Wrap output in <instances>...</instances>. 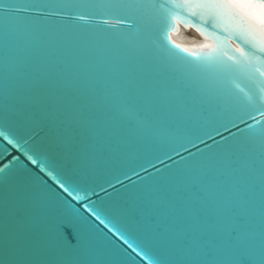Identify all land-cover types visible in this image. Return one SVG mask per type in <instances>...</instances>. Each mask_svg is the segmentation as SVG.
<instances>
[{
    "label": "snow or ice",
    "instance_id": "1",
    "mask_svg": "<svg viewBox=\"0 0 264 264\" xmlns=\"http://www.w3.org/2000/svg\"><path fill=\"white\" fill-rule=\"evenodd\" d=\"M177 21L214 44H172ZM0 30V125L55 182L0 180V264H264V0H0ZM162 149L130 168L144 195L116 188Z\"/></svg>",
    "mask_w": 264,
    "mask_h": 264
},
{
    "label": "water",
    "instance_id": "2",
    "mask_svg": "<svg viewBox=\"0 0 264 264\" xmlns=\"http://www.w3.org/2000/svg\"><path fill=\"white\" fill-rule=\"evenodd\" d=\"M193 32L195 35H197V40L190 39L187 37L189 33ZM185 38L188 40H191L190 44H183L175 41L174 38ZM168 39L171 41L172 44L178 45L182 49H187L188 51L192 52H202L206 51L208 47L212 46L214 44V41L211 37H206L202 33H200L197 29L190 25H184L183 23L177 21L176 22V30L171 31L168 33ZM231 47L235 49L237 47L236 42L230 40L229 41ZM12 45L10 41L5 40V36L2 30H0V70L3 68V64L5 61V57L11 53ZM249 123H253L252 121H249ZM241 128L245 127V125L241 124ZM0 131L8 132L10 139H12L15 143L10 144L8 140L4 139V137H0V168H4L5 165L8 167L5 170V174H0V180L4 178L6 175L8 184L12 188H16L22 184H30L37 187H43L45 184H52L53 187H55V182L51 180V177L47 176L46 172H41L39 166L32 165L31 161L28 160L29 155H36V150L39 149V151L43 152L45 155H47L46 149L38 144V137H35L34 135H31L27 129L24 128H18L13 126L11 130L9 128H6L2 125H0ZM222 136H231L232 133H238L237 128H230L228 131L221 130ZM222 136H214V139L220 140ZM207 144H212V140H207ZM197 147L204 148V144H198ZM166 149H162L160 151L151 153L147 157L142 158H136L131 160L126 166L120 167L114 174H119L121 172H128V175L131 177L130 180L124 179L123 176H121V179L124 180V185H127V188H123L121 185L117 184L116 188L121 190V193L129 196V197H140L146 193V189L153 183V178H147L143 181L140 180L139 177L132 174L130 171V168L137 167L138 164L144 163L145 159H153L155 155H160L162 159H164V164L158 163L153 159V162L156 163L157 168L164 169V165L168 164L171 165L172 161L168 160L163 157L162 151ZM196 148H190V151L195 152ZM183 155L187 156V153H182ZM38 159L43 160L44 155H41L37 157ZM173 159H179V157H173ZM51 170V169H49ZM137 171H139V168L137 167ZM149 172L155 173L154 168H149ZM163 175H167V170H165ZM140 176L147 177V173L140 172ZM43 178V184L41 183V180L38 178ZM107 177H101L97 182H102L103 179ZM135 182V183H133ZM95 186L94 184L92 185ZM59 191V189H56ZM109 192H112V189H108ZM97 192L99 195H92L90 196L91 201H95L97 204L100 203L101 197H104L105 194L102 192H99V189H97ZM66 195V194H65ZM71 199V198H69ZM74 204H76L77 207H81L80 203H77L76 201H72ZM89 201H83V203H88ZM81 211H83V208L81 207ZM102 227V226H101ZM135 256L136 254L133 253ZM137 264H148L147 260H142L140 257H137Z\"/></svg>",
    "mask_w": 264,
    "mask_h": 264
},
{
    "label": "bare ground",
    "instance_id": "3",
    "mask_svg": "<svg viewBox=\"0 0 264 264\" xmlns=\"http://www.w3.org/2000/svg\"><path fill=\"white\" fill-rule=\"evenodd\" d=\"M187 37H189L190 39H195V40H197V35H195L193 32H191V33H189L188 35H187ZM175 39V41H177V42H179V43H183V44H190L191 42H189V41H191V40H187L186 39V37L185 38H181V37H178V38H174Z\"/></svg>",
    "mask_w": 264,
    "mask_h": 264
}]
</instances>
